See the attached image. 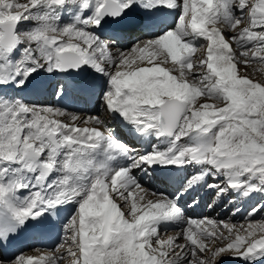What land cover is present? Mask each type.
I'll list each match as a JSON object with an SVG mask.
<instances>
[{
  "label": "snow or ice",
  "instance_id": "1",
  "mask_svg": "<svg viewBox=\"0 0 264 264\" xmlns=\"http://www.w3.org/2000/svg\"><path fill=\"white\" fill-rule=\"evenodd\" d=\"M128 28L140 35L125 47ZM257 72L264 0H0V264H264ZM70 85L96 114L41 99L52 88L62 103ZM189 168L174 193L142 183ZM199 187L256 201L247 224L186 216ZM57 226L53 247L8 254Z\"/></svg>",
  "mask_w": 264,
  "mask_h": 264
},
{
  "label": "bare ground",
  "instance_id": "2",
  "mask_svg": "<svg viewBox=\"0 0 264 264\" xmlns=\"http://www.w3.org/2000/svg\"><path fill=\"white\" fill-rule=\"evenodd\" d=\"M128 35H130L129 36V41H130V43L127 45V46H129V45H131V43H133L134 41H135V39H136V37L138 36V35H140L139 34V32H137V31H132L131 33H127V36ZM127 36H126V39H127ZM125 39V40H126ZM197 43H198V45H199V43H201V44H205L206 45V41H203L202 39L201 40H198L197 41ZM127 46H125V47H127ZM202 50H198L197 52V54H196V56H201V55H203V51L201 52ZM252 67H259V66H252ZM252 70V68H250L249 69V71H251ZM259 77V76H258ZM47 83H51L52 85H54L55 84V81H51V82H47ZM48 89V88H47ZM47 89H46V91L43 93L45 96L47 95V94H49L50 93V91L51 90H53L52 88H50V90L49 91H47ZM75 94H80L81 96H80V98L79 99H74V100H76L77 102H80L81 100H82V98L84 97V96H89L88 94H86V93H83L82 91H80V90H78V89H75V88H72L71 87V85L69 86V89H68V91H67V98L68 99H70V98H72V96L73 95H75ZM98 108H99V106H98ZM98 108H97V111H98ZM94 113H96V111H94ZM82 114V113H81ZM102 114V113H101ZM103 115V114H102ZM108 123L110 124V126L114 129V130H116L117 132H119V134L121 135V136H123L124 138H126V141H128V142H130V143H136L137 144V147L138 148H140V150L141 151H143L144 149H143V147L141 146V144H140V142H138V141H135V140H133L132 138H130V137H128L127 136V133H126V131L125 130H123L121 127H119L118 126V122H113V121H111V120H109L108 121ZM195 170L194 169H191V168H189V169H187L186 171H183V172H176V173H174V174H172V177L170 178V179H172V178H175L176 176H178V177H181L184 181H185V179L188 177V176H190L193 172H194ZM137 175L138 176H141V174L140 173H137ZM144 178V177H143ZM142 178V183L144 184V186L145 187H150V188H152V189H154V190H157L158 188H159V184L160 183H167V181L168 180H170L169 178H165V176H163V175H157L156 177H154V178H152L154 181H152V179H148V180H144ZM148 178V177H147ZM163 191H165V192H167V193H172V191H173V188H170V187H166ZM202 191H204V193H203V196H202ZM208 191H211V190H209V189H207V188H203V187H199V188H197V190L196 191H194V192H192L191 194H188V195H186L184 198H183V200L181 201V206L184 204H187L188 203V200H185L186 198H188V199H190V198H192V196L193 195H196V197L194 198V199H196V200H198L199 201V203L200 202H203L202 203V205H204V204H206V203H210V201H212V204L213 205H217V207H216V212L218 213V214H215V213H211L212 214V216H211V219H213V220H215V221H222V220H224L225 218H226V214H227V208H225L224 210L222 209V210H220L221 209V205L224 203V200L223 199H221V198H217L216 196L214 197L213 196V192L211 191V192H209V193H207ZM233 197H235V196H233ZM201 198H202V201H201ZM209 201V202H208ZM254 201H252L251 202V204L253 203ZM241 204V203H240ZM243 204V203H242ZM183 205V206H184ZM237 205V204H236ZM238 206L240 207V205L238 204ZM198 212H199V208H198V206H197V209H192V210H190V211H185V214H186V216H191V217H198ZM217 215V216H216ZM218 217H220V219H218ZM239 215H237V216H235L233 219H234V221L231 223V224H235V225H237V226H239V224H237L239 221ZM222 219V220H221ZM238 221V222H237ZM171 227V226H170ZM169 227V228H170ZM169 228H168V230H167V232H169ZM172 228H174V227H172ZM177 231V229L175 230V232ZM171 233H172V231H170V235H171ZM23 253H25V254H34V253H32V249H26V250H24V251H22ZM223 264H240V262H237V261H235V260H233L231 257H228V258H226L225 260H224V262H223Z\"/></svg>",
  "mask_w": 264,
  "mask_h": 264
},
{
  "label": "rangeland",
  "instance_id": "3",
  "mask_svg": "<svg viewBox=\"0 0 264 264\" xmlns=\"http://www.w3.org/2000/svg\"><path fill=\"white\" fill-rule=\"evenodd\" d=\"M227 35L228 36H231L232 35V33L231 32H227ZM132 44V43H131ZM199 44H201V43H199ZM197 45H198V43H197ZM127 47H130V45L129 46H127ZM235 47V46H234ZM200 51V50H199ZM202 52V51H201ZM198 53V52H197ZM196 53V54H197ZM194 59H195V57H194ZM240 71L243 73L244 72V69H243V67H241L240 68ZM251 72V71H250ZM259 76V77H258ZM256 78L257 79H260V78H264V75H262L260 72H257L256 73ZM102 115V114H101ZM149 178H147V180H148ZM209 192H211V191H208L207 193H209ZM202 193V196H203V193H204V191H202L201 192ZM213 196L215 197V195L213 194ZM231 199L234 201V204H228V203H226L225 201H224V203L221 205L222 207H221V209L220 210H224L225 208H227V214H226V218L224 219V220H222V221H224V222H227V223H229V224H231L233 221H234V217L235 216H237V215H239L240 217H239V222L237 223V224H247V221L244 219L245 218V216L247 215V212H248V210L252 207V204H254V203H256V201H254L252 204L251 203H248V202H244V201H241V200H237L235 197H231ZM201 201H202V198H201ZM209 202V201H208ZM202 203L203 202H200L199 204H198V207L199 206H202ZM241 203V204H240ZM243 203V204H242ZM208 205L209 204H212V201H210V203H207ZM237 204V205H236ZM238 204L240 205V209H241V211L239 212V213H237L236 215H233V212L235 211V208L238 206ZM184 205V204H183ZM182 205V207H184V210L185 211H190V210H192V209H197V207H195V208H189L188 207V204H186V205H184L183 206ZM205 205V204H204ZM208 205H207V213L206 214H204L203 216H201L200 218H203V217H209V218H211V216H212V214L213 213H215V214H218L215 210H216V207H217V205L215 204V205H213L212 204V207L211 208H209L208 207ZM239 207V206H238ZM213 212V213H212ZM212 213V214H211ZM217 216V215H216ZM218 219H220V217H218ZM253 220L254 221H256V222H258V221H260V220H264V211H262V212H260L258 215H256L254 218H253ZM175 227L176 226H174V228H172V227H170L169 228V232H167V234L168 235H170V231H172V233H171V235H173L174 233H175V230L177 229V231L179 230L178 228H176L175 229ZM226 258H228V257H222L221 258V261H220V264H223V262H224V260L226 259ZM238 262V261H237Z\"/></svg>",
  "mask_w": 264,
  "mask_h": 264
},
{
  "label": "water",
  "instance_id": "4",
  "mask_svg": "<svg viewBox=\"0 0 264 264\" xmlns=\"http://www.w3.org/2000/svg\"><path fill=\"white\" fill-rule=\"evenodd\" d=\"M86 75V74H85ZM84 75V76H85ZM84 76H77V77H73L72 79H74V80H79V79H81V78H83Z\"/></svg>",
  "mask_w": 264,
  "mask_h": 264
}]
</instances>
